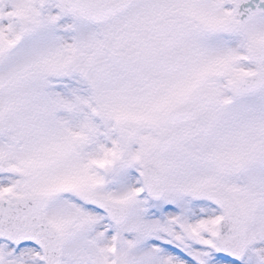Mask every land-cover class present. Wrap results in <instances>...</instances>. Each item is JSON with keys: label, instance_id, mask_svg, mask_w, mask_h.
Segmentation results:
<instances>
[{"label": "snow or ice", "instance_id": "6c2138e0", "mask_svg": "<svg viewBox=\"0 0 264 264\" xmlns=\"http://www.w3.org/2000/svg\"><path fill=\"white\" fill-rule=\"evenodd\" d=\"M0 264H264V0H0Z\"/></svg>", "mask_w": 264, "mask_h": 264}]
</instances>
